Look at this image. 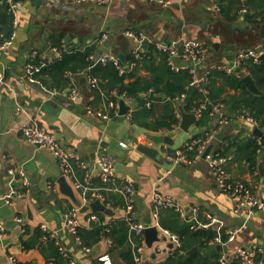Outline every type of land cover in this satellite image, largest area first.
<instances>
[{"label": "crops", "instance_id": "obj_1", "mask_svg": "<svg viewBox=\"0 0 264 264\" xmlns=\"http://www.w3.org/2000/svg\"><path fill=\"white\" fill-rule=\"evenodd\" d=\"M229 3L230 0H170L167 6H162L151 0H110L105 4L93 0H22L17 8L12 44L0 55V72L5 78L0 89V206L9 203L13 218L21 217L23 223L9 227L8 217L0 215V222L5 226L4 235L0 237V264H14L12 257L21 264L48 263V257L40 249L24 248V241L38 236L44 245L49 237L54 239L62 252L78 264H125L118 251L110 252L108 237L88 247L90 250L82 246L69 230L67 214L79 208V228L84 231L95 224H103L102 221L110 224L124 218L123 193L114 187L124 188L129 182L135 191L136 219L157 225L160 235L168 238L155 242L152 247L146 244L145 236L137 239L145 244L144 264H161L176 249L175 246L167 248L172 242L165 232L169 229L160 223L163 216L167 219L171 208H160L156 219L153 216L156 197L177 199L186 210L184 219L187 222L195 221L200 214V226L206 221L217 230L234 231L235 239L222 244L223 256L228 262L235 259L239 246L264 247V207L239 206L234 196L218 187L207 159L201 157L189 164L171 160L177 150L202 132L197 123L188 131L180 127L181 120L172 128L159 130L140 126L131 117L138 103L129 98L125 99L132 106L128 114L120 115L118 109L117 116L103 117L98 112L107 113L111 108L110 100L97 98L95 87L89 82L90 75L68 73L70 84L65 86L64 77H55L49 70L42 72L41 68L31 76L27 70L28 64L38 56H46L49 63L56 57L54 41L61 35L67 50L99 42L103 50L100 55L106 52L126 54L149 43L183 45L187 41H198L205 47L206 55L193 71L203 78L211 68L233 64L239 50L260 49L264 45L261 30L264 21L253 18L257 19L253 22L249 18L253 12L245 8L235 19H229L221 8V4ZM235 11L232 6L228 14ZM127 30L143 36V42L127 35ZM228 30L233 31V35ZM141 74L148 75L149 71L142 69ZM84 76L88 78L86 82L82 81ZM74 87L80 89L77 99L71 97ZM175 104L182 117L183 101L175 100ZM154 115L152 119L160 117L161 112L157 109ZM249 118L240 116L220 125L215 117L209 128L216 135L225 127L222 140L233 139L232 145L225 140L221 145L228 153L227 172L231 178L246 182L253 194L264 202V173L259 168L261 163L264 165V149L256 156V166L247 160L246 154L239 152L249 138L257 137L253 131L258 125ZM32 120L50 129L70 151L77 152L88 167L84 169L73 162V170L65 173L52 151L24 137L22 128ZM216 124L220 125L219 130L214 129ZM220 142L216 137L211 141L214 148L220 146ZM139 144L159 149L162 161L140 152ZM78 150L85 152V156ZM106 151L115 158L116 165L120 164L116 167V181L108 189H104L106 184L98 164V158ZM10 168L27 174L28 187L15 183L21 182L20 177L10 175ZM86 175L92 182L91 189L77 188L76 182L83 181ZM61 176L72 186L76 201L61 191L58 183ZM94 191L103 193L105 199L102 201L115 211L113 216L100 212L103 218L97 214L99 220L95 221L89 220L95 213L92 209L81 211L84 205L90 204ZM115 200L120 203L115 204Z\"/></svg>", "mask_w": 264, "mask_h": 264}, {"label": "trees", "instance_id": "obj_2", "mask_svg": "<svg viewBox=\"0 0 264 264\" xmlns=\"http://www.w3.org/2000/svg\"><path fill=\"white\" fill-rule=\"evenodd\" d=\"M11 1L22 2V0ZM11 1L0 0V46L12 38L15 32V15L10 8ZM232 6L236 11L233 14H228ZM221 8L229 19H235L239 12L245 8L247 11L253 12L250 19L259 18V21H264V0H230L226 6L221 4ZM254 20L257 21V19ZM63 43V35L54 41L57 49L61 52L59 57L42 65V60L38 56L34 63L42 65V72L49 70L55 77H64L65 86L70 84L68 73L79 76L86 73L97 78L95 91L98 99L118 102L120 101L119 97L124 96L138 103V106L132 111L131 117L132 121L140 126L159 130L178 125L181 117L178 115L175 100L185 94L182 101L186 112H193L202 103L207 104L197 122L198 126L202 128V132L195 135L189 142L205 139L208 134L213 132L209 128V124L212 118L218 117L217 113H212L213 104L218 102L224 103L225 115L229 121L240 116L251 117L259 127H264V58L257 61L247 59L240 66V69L246 70L252 75L260 90L259 93L251 92L238 73L230 74L218 67L211 68L208 72V81L205 83L206 93H204L198 87L190 84L192 81L190 69L183 67L176 70L170 63L168 54L158 49L154 43L143 45L138 53L136 51L126 53L124 59L114 52L119 57L123 71L113 61L104 63L98 59L100 53L103 52L99 42L86 43L85 46L72 50L64 48ZM142 69L149 71V74H141ZM113 91H116V94ZM148 103H150L149 106ZM157 109L161 115L152 119ZM106 112L111 117L117 116L118 113L114 108H109ZM219 128V124L214 127L215 130H219ZM224 140L230 145L233 144V139L226 137L221 140L220 146L216 150L227 155L228 153L221 147ZM181 149L186 151V146ZM263 149L264 136L253 137L239 148V152L246 154L247 160L256 166V156ZM187 152L193 158L198 154V145ZM118 203L120 201L115 200V204ZM95 213L100 214L102 218L104 216L100 212ZM200 216L199 214L193 222H187L184 216L171 208L167 219L165 216L162 217L161 225L179 235L181 246L176 248L172 255L161 264H220L223 252L218 248V245L227 243L228 234L225 230H217L211 225L200 226L202 220ZM206 223L208 222L205 221L203 224ZM128 233L125 217L110 224H95L86 231L78 229L82 246L91 248L103 237H108L111 240L110 252L118 251L125 264H135L133 246L129 241ZM217 238H220V242H216ZM47 241V244L44 245L38 236L33 240L24 241L23 245L26 249H40L48 257V263L71 264V257L62 252L54 239L49 237ZM210 245L212 246L210 247ZM194 247H198V250L186 253ZM228 264H240V262L235 258Z\"/></svg>", "mask_w": 264, "mask_h": 264}, {"label": "built area", "instance_id": "obj_3", "mask_svg": "<svg viewBox=\"0 0 264 264\" xmlns=\"http://www.w3.org/2000/svg\"><path fill=\"white\" fill-rule=\"evenodd\" d=\"M11 1V0H10ZM52 2H60L61 0H50ZM77 1H83V0H77ZM100 4H105L109 2L110 0H93ZM154 3H157L162 6H167L170 3V0H151ZM21 1L13 2L11 1V10L13 11L15 15V23L17 22V8L20 6ZM245 11V9H244ZM127 35L137 37L140 43L143 42V36L136 35L133 31L127 30ZM12 38L6 40L3 44L0 46V55L3 51L7 50L10 45L12 44ZM157 48L160 49L163 52H166L168 54V58L170 63L173 65V67L176 70H179L180 68H183L181 66H178L174 63L173 57L179 56L181 61L185 62H192L190 66H187V68L190 69L192 73V81L191 85L198 87L201 91L206 93L205 83L208 81L207 75L203 78L198 77L194 73V66L196 64H199L203 61L205 55H206V49L205 47L198 41H187L183 45H180L178 42H171V43H157ZM141 51V49L136 50ZM264 54V45L260 49H241L236 53L235 59L233 61V64L231 65H224L219 66L218 68L225 70L228 73H235L236 67L241 66V64L247 60V59H253L254 61H257L260 59V56ZM61 55L60 50L56 49V57H59ZM42 60V65L49 63L50 60H47L46 56H41L40 58ZM102 62L106 63L107 61H113L122 71V66L120 65L119 57L113 53H104L99 56L98 58ZM40 64H36L34 62H31L28 64L27 70L30 76L36 72L39 71L42 67ZM89 82L92 87L97 86V78L95 77H89ZM5 84V78L4 73L0 72V89ZM80 95V89L77 87L72 88L71 97L73 99H77ZM123 99H126V97L122 96ZM185 98V94L181 95L180 97H177L176 100H183ZM150 105V103H148ZM109 106L111 108H114L116 111L120 108V102L110 100ZM207 104L202 103L200 107L196 108L193 113L196 114L197 118L202 116L203 110L206 109ZM225 106L224 103L218 102L216 104H213L212 113H217L218 120L220 125H225L229 122V118L225 115ZM99 115L103 117H108L109 115L104 112H98ZM250 120H252L254 123L255 121L250 117ZM256 124V123H255ZM257 125V124H256ZM264 129V127H263ZM22 133L24 137L31 143L43 146L48 148L54 156L58 159L61 168L65 171V173H69L73 170V162H76L80 167L87 168L88 165L85 161L82 160L81 156L74 151H70L66 145L48 128L45 126L40 125V123L36 120H32L28 123H26L22 128ZM215 137L214 132L208 134V136L205 139H198L193 140L192 142H188L186 146V151L183 149L177 150L174 155L171 156V160L174 163H193L197 159L202 157V154L208 147V145L211 143L213 138ZM198 145V154L192 158L190 156L188 150H193L194 147ZM217 148H212L210 154L208 155V164L210 172L214 178V181L217 183L218 187L229 193L231 196H234L237 199L239 206H249L252 209H260L264 207V202L257 198L250 186L242 181V180H235L230 177L229 173L226 169V163H227V156L224 155L220 150H216ZM98 164L100 166L101 170V177L103 182L108 187H104V189H108L110 184L115 183L116 181V160L113 156H111L108 153L102 154L98 158ZM9 174L15 176L16 174L19 175L21 184L24 187H28L30 184V180L27 176V174L20 170L17 171L15 168L9 169ZM91 180L88 175H86L85 179L83 181H77L76 187L77 188H83L85 190L91 189ZM114 189L119 190L123 193V201H124V209H125V218L127 220L128 225V238L130 243L133 246L134 251V258H135V264H144V250H145V244L138 242V238H143L145 236V230L152 226L150 224H146L144 222L138 221L135 217L136 212V201L134 197V187L131 182H129L124 188L114 187ZM101 199L104 200L103 193H100L98 191H94L93 195L91 197L90 202ZM86 200V198H85ZM155 211L153 213V216L158 219L159 218V209L162 207H168L173 208L174 210L178 211L182 216H185L186 210L184 207L180 204V202L175 199L172 196H165V197H156L155 199ZM78 212L79 208H73L68 214V224H69V230L70 232L76 236V238L81 242L80 236L78 235V229H79V220H78ZM196 213L198 211L196 210ZM18 223L22 224L23 219L21 217H15L14 218ZM89 220H99V217L96 213H92L89 216ZM103 224H106L104 221H102ZM212 223H206L203 224V226L207 227L211 225ZM5 232V226L3 223L0 222V237L4 235ZM166 234L171 238V241L174 243V246L176 248H179L181 246V240L178 234L173 233L169 230H165ZM228 234V241H233L235 239V232L232 230H228L226 232ZM216 242H220V238H217ZM87 250H90L88 247H86ZM235 258H237L240 262V264H264V247L260 246H239L236 249ZM101 260L104 259V257L100 258ZM14 264H21L18 262L16 258H13ZM46 264H53L52 262L46 263ZM71 264H78L76 261L71 260ZM220 264H228V258L224 255L220 259Z\"/></svg>", "mask_w": 264, "mask_h": 264}, {"label": "water", "instance_id": "obj_4", "mask_svg": "<svg viewBox=\"0 0 264 264\" xmlns=\"http://www.w3.org/2000/svg\"><path fill=\"white\" fill-rule=\"evenodd\" d=\"M261 30H262L263 35H264V24L262 25ZM67 39H68V36H67ZM97 55H99V53H97ZM118 55L122 59H124V57H125V54H122V53H120ZM263 58H264V54H262L260 56V59H263ZM173 60H174V63L176 65L181 66V67H187V66H190L192 64V62L181 61L179 56L173 57ZM238 75L241 77L242 81L246 84V86L248 87V89L251 92H254V93H259L260 92V90H259L258 86L256 85V82L254 81V79H253L251 74L247 73L244 70H240L238 72ZM87 79H88L87 76L82 77V81L86 82ZM119 102H120L119 114L120 115L128 114L130 112V109H131L132 106L130 104H127L125 99H123V98H120ZM135 106H136V104H135ZM180 109H181V113H182V117H181L182 119H181L180 127L182 129L188 131L189 127L192 124H196L198 122V118H197L195 113L186 112L184 110L183 106H181ZM79 119L80 118H77V120L79 122L82 121V120H79ZM224 133H225V127H223L215 135V137L218 140H222V138L224 136ZM253 133L257 137L264 136V132L259 126H255L254 127ZM213 146H214V143H210L208 145V147L206 148V150L202 154V158H204V159L208 158V155L210 154ZM137 148H138V150L140 152H142L143 154L147 155L148 157H150V158H152V159H154L156 161H159V162L162 161V154H161L159 149H157V148H155L153 146L145 145V144H139ZM78 152L85 156V152H83L81 150H78ZM106 153H109V152L106 151ZM118 166H120V164L116 165V167H118ZM259 168L264 173V165L262 163L259 165ZM15 183L17 185L21 184V182H15ZM58 183L60 185L61 191L64 194L68 195L69 197H71L73 200L76 201L77 198L75 196L74 190H73L72 186L69 184V182L67 181L66 177L65 176H61L58 179ZM135 186L137 188L136 184H135ZM89 209H92L93 212H102V213H104L106 215H109V216H113L115 214V211L111 207L106 205L101 199H96V200L90 202V204L84 205L81 208V211L85 212V211H87ZM0 215H1V217H8V220H7L6 224L9 227H15L17 224H19L13 218V210L10 207L9 203H6V204H3L2 206H0ZM167 240H168L167 236L160 235V231H159V228H158L157 225H152V226L148 227L145 230V241H146V244L149 247H152L155 242H162V241H167ZM167 248L173 249L174 248V243L170 242L169 244H167ZM218 248L220 250H223V245L219 244ZM197 250H198V247H194L191 250L187 251L186 253L189 254V253H192V252L197 251Z\"/></svg>", "mask_w": 264, "mask_h": 264}, {"label": "rangeland", "instance_id": "obj_5", "mask_svg": "<svg viewBox=\"0 0 264 264\" xmlns=\"http://www.w3.org/2000/svg\"><path fill=\"white\" fill-rule=\"evenodd\" d=\"M253 22H257V21L253 19ZM228 31H229V30H228ZM234 32H235V31H234ZM228 33H229V34L231 33V34L233 35V31H229ZM202 36H203V35L200 34V36H198V37L201 38ZM235 70H236V71H238V70L240 71V66H239V67H236Z\"/></svg>", "mask_w": 264, "mask_h": 264}]
</instances>
